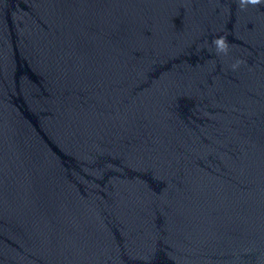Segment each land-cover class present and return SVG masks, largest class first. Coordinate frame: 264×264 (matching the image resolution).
<instances>
[{
  "label": "water",
  "instance_id": "obj_1",
  "mask_svg": "<svg viewBox=\"0 0 264 264\" xmlns=\"http://www.w3.org/2000/svg\"><path fill=\"white\" fill-rule=\"evenodd\" d=\"M0 264H264V0H0Z\"/></svg>",
  "mask_w": 264,
  "mask_h": 264
},
{
  "label": "clouds",
  "instance_id": "obj_2",
  "mask_svg": "<svg viewBox=\"0 0 264 264\" xmlns=\"http://www.w3.org/2000/svg\"><path fill=\"white\" fill-rule=\"evenodd\" d=\"M221 48H223V43L221 41H217Z\"/></svg>",
  "mask_w": 264,
  "mask_h": 264
}]
</instances>
